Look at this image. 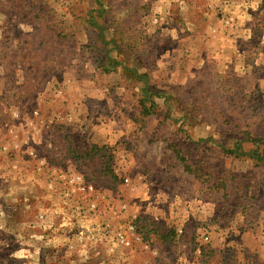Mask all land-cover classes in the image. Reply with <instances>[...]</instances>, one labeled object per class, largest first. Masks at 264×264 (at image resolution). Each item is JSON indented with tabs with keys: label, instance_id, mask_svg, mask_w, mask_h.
<instances>
[{
	"label": "rangeland",
	"instance_id": "1",
	"mask_svg": "<svg viewBox=\"0 0 264 264\" xmlns=\"http://www.w3.org/2000/svg\"><path fill=\"white\" fill-rule=\"evenodd\" d=\"M0 264H264V0H0Z\"/></svg>",
	"mask_w": 264,
	"mask_h": 264
},
{
	"label": "crops",
	"instance_id": "2",
	"mask_svg": "<svg viewBox=\"0 0 264 264\" xmlns=\"http://www.w3.org/2000/svg\"><path fill=\"white\" fill-rule=\"evenodd\" d=\"M22 181H26V180H22ZM44 186V185H43ZM46 189H47V191L48 190H50V189H48L47 188V186H46ZM37 192H39V191H37ZM53 193V192H52ZM41 194L42 195H40L39 196V194H38V196L41 198V196L43 197H45V199H46V196H45V192H41ZM33 195H35V194H33ZM50 195H52V194H50ZM39 198V204H38V207H39V209H38V214H40V212H42V210H43V213H45L46 215H49L50 214V212H52V209H49L48 211L45 209L46 207H48V206H45L44 205V203H42L43 201H41V199ZM38 202V201H37ZM42 204V205H41ZM44 207V208H43ZM46 211H47V213H46ZM24 222V221H23ZM38 225V224H37ZM41 225V224H40ZM38 227V226H37ZM40 230H42V228L40 229ZM3 231L4 232H7V227H6V223L4 224V228H3ZM42 232H47L46 231V229L45 230H42ZM44 243V242H43Z\"/></svg>",
	"mask_w": 264,
	"mask_h": 264
},
{
	"label": "built area",
	"instance_id": "3",
	"mask_svg": "<svg viewBox=\"0 0 264 264\" xmlns=\"http://www.w3.org/2000/svg\"><path fill=\"white\" fill-rule=\"evenodd\" d=\"M127 229L130 230V231H133L135 229L134 224L130 223L128 225ZM119 237H120V239H122L123 243H126V242L129 243V241L125 238V234L124 233L121 232L119 234Z\"/></svg>",
	"mask_w": 264,
	"mask_h": 264
},
{
	"label": "trees",
	"instance_id": "4",
	"mask_svg": "<svg viewBox=\"0 0 264 264\" xmlns=\"http://www.w3.org/2000/svg\"><path fill=\"white\" fill-rule=\"evenodd\" d=\"M144 100H142V102H143ZM146 110V109H145Z\"/></svg>",
	"mask_w": 264,
	"mask_h": 264
}]
</instances>
